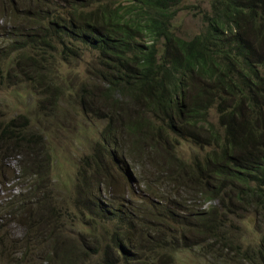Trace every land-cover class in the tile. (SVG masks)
<instances>
[{
  "label": "trees",
  "instance_id": "16d2710c",
  "mask_svg": "<svg viewBox=\"0 0 264 264\" xmlns=\"http://www.w3.org/2000/svg\"><path fill=\"white\" fill-rule=\"evenodd\" d=\"M182 2L25 0L21 5L19 0H0V13L6 16L0 24L21 18L23 28L27 25L24 32L16 26L1 32L7 44L0 48L6 52L0 60L14 54L4 64L10 68L9 77L39 74L45 80L40 82L42 91L58 90L57 100L73 96L77 107L86 101L105 122L83 176L87 170L99 174L112 168L137 193L139 175L123 145L143 123L159 121L166 127V138L162 145L150 146L152 158L164 184L179 189L171 205L146 185L136 194L143 203L120 205L101 173L102 179L94 177L97 185L88 186L78 206L83 216L94 211L99 220L111 223L104 251L99 247L87 252L82 242H27L26 254L14 263L11 256L8 264H78L90 252L97 264H264V234L258 244L248 246L242 237L227 239L233 232L229 219L216 211L238 218L243 208L244 213H256L264 225V0H213L203 33L191 40L174 31ZM58 45L62 58L82 61L87 53L97 55L79 87L62 83L54 73L59 57L53 50ZM135 103L146 108L137 111V118L135 110L128 112ZM213 114L216 123L210 122ZM20 119L2 121L0 129V154L8 153L20 164V173H15L22 187L6 204L43 217L50 196L42 192L41 178L48 174L43 175L41 165L49 166L51 160L37 158L46 156L49 138L40 123V139L33 140L38 136L32 126ZM125 120H132V128ZM186 141L216 148L186 157L180 151ZM33 159L34 165L29 164ZM157 215L171 218L168 242H155L159 229L150 226V218ZM192 216L199 222L193 223ZM191 235L204 242H187ZM219 238L224 242H217ZM0 242L3 264L9 248Z\"/></svg>",
  "mask_w": 264,
  "mask_h": 264
},
{
  "label": "rangeland",
  "instance_id": "374dc122",
  "mask_svg": "<svg viewBox=\"0 0 264 264\" xmlns=\"http://www.w3.org/2000/svg\"><path fill=\"white\" fill-rule=\"evenodd\" d=\"M25 0H19L22 3ZM213 0H183L182 5L178 9V14L173 21L174 31L182 38L193 39L201 35L205 29V16L211 11ZM0 13V18H5ZM2 22V20H0ZM21 18H17L15 24H6L0 30V48L6 45L7 42L1 32L10 31L14 26L21 32L27 30V25L24 26ZM61 45H58L57 50H53L58 55V60L55 61L53 68L54 73L61 79L62 83H72L73 86L79 87L78 83L83 78L87 65L91 64L97 58L94 53H87L82 61L62 58ZM10 61L14 58V54L8 53ZM0 56L5 57L6 52H0ZM8 61L0 60V129L4 126L2 121L8 122L11 118L20 119L23 125H31L32 134L38 137H32L33 140H39L40 123L44 131L48 135V144L50 149L44 158L37 160L49 162L41 165L43 175L48 174V177H42L41 180L45 185L42 191L50 196L49 203L44 211V216L37 215L34 211L26 213L22 208H9L7 199L13 194L21 191V185L16 180L20 173V164L15 159H10L9 154H0V240L6 242L9 252L5 255L2 261L3 264L10 262L14 263L16 259L21 258V254H26L27 242H82L87 243L86 251L93 249L95 253L98 248L105 250L106 242H110L109 227L111 223L99 220L93 212H86L82 215L78 204L88 189L89 185H97V180L94 178L97 175L104 178L107 185L113 187V193L118 199V204H127L130 201L132 204H141L144 202L142 196L136 195L142 193L145 185L149 190H153L156 194L168 199L166 205H171L173 196L178 192V188H168L159 173L160 168L156 164V157L152 158L150 151L151 145H162L166 138V127L161 122L150 125L143 123V128L134 134L131 139H128L123 145L127 148L131 162L135 165L139 179H136L137 187L129 188V182L121 180L118 177L115 169H103L96 174L86 171L85 177L83 171L86 169L90 161V157L94 154V150L101 142L105 129L103 122L93 112V107L88 102L84 101L82 105L77 107V99L70 96L57 100L58 90L50 89L42 91L43 85L40 83L45 81L40 78L39 74H32V77H9V66H4ZM18 73L21 71L18 69ZM32 79V80H31ZM24 80H26L24 82ZM31 80V82H30ZM22 81L24 84L13 86ZM38 91H35V90ZM67 94V93H66ZM100 96L95 97L97 100ZM56 99L57 101H53ZM87 112L84 113L83 109ZM145 106L134 104L128 112H134V116L138 117V110L143 112ZM127 111V110H126ZM210 122H214L217 118L213 114ZM150 119V115L143 117ZM23 118H26L25 121ZM126 126L132 128V120L126 121ZM216 123V121L214 122ZM124 136H128L125 131L120 130ZM215 146H201L194 142L186 141L180 148L184 156L189 157L199 153L207 155L212 152ZM48 157V159H47ZM20 160V159H17ZM34 165V159L29 164ZM82 171V175H77L78 171ZM19 172V173H15ZM102 179V178H101ZM119 181H115V180ZM141 182V183H140ZM108 192L103 193L104 197ZM117 206V204H115ZM201 204L197 201V209ZM128 207H125L127 209ZM32 210V209H31ZM145 212V210H143ZM208 211V210H207ZM220 212V216L229 219L228 228L233 231L227 239L236 240L238 237L244 239L245 246L249 244H258L263 238L264 225L260 222V217L254 212L244 213L243 208L238 210V218L234 215ZM204 214L206 211H199ZM209 212V211H208ZM215 214V210L210 211ZM208 215V213L206 214ZM193 223H198L199 218L192 216ZM48 220L50 222H48ZM171 218L162 215L150 218V226H156L159 229V235L155 242H168L171 238ZM207 226L209 224L207 223ZM143 228V227H142ZM178 236V235H177ZM187 242H204V239L188 236ZM217 242H224L221 238ZM2 244L0 242V251ZM90 252L85 256L84 262L78 264H97L94 253ZM189 258L195 256V251L188 255ZM79 257V254L75 257ZM33 258L38 261L37 256ZM171 264V262L169 263Z\"/></svg>",
  "mask_w": 264,
  "mask_h": 264
}]
</instances>
